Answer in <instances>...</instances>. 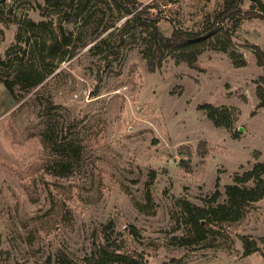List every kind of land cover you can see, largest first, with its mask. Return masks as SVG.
<instances>
[{
	"label": "rangeland",
	"instance_id": "rangeland-1",
	"mask_svg": "<svg viewBox=\"0 0 264 264\" xmlns=\"http://www.w3.org/2000/svg\"><path fill=\"white\" fill-rule=\"evenodd\" d=\"M0 1L8 19L0 18V77L32 70L31 81L16 84L18 101L0 84V264H57L60 252L87 264L105 244L111 261L121 253L149 264H264V197L240 219L215 224L201 243L183 245L176 221L178 198L209 206L219 189L222 202L237 173L264 162L257 95L264 68L254 49L264 50V18L255 2L244 0L248 17L227 51L206 49L195 67L171 57L151 72L141 53L144 27L121 42L126 17L108 5L76 25L65 55L43 62L47 31L25 26L17 39L20 24L53 20L58 30L61 11ZM159 1L167 35L200 30L224 3ZM232 52L247 64L236 66ZM204 103L227 110L232 128L217 127ZM244 235L257 247L250 254Z\"/></svg>",
	"mask_w": 264,
	"mask_h": 264
},
{
	"label": "trees",
	"instance_id": "trees-1",
	"mask_svg": "<svg viewBox=\"0 0 264 264\" xmlns=\"http://www.w3.org/2000/svg\"><path fill=\"white\" fill-rule=\"evenodd\" d=\"M34 1H36L40 9L55 7L54 9L61 11V21L57 26L58 30L55 29L53 20L37 22L33 19H28L20 24L17 39L22 37L21 33L25 26H27L28 31L33 33L39 28L47 31L48 39L46 37L47 34H41V36H44V40L41 42L38 55L43 62L47 58L65 55L68 47L73 45L78 38L76 25L78 23H83L84 25L91 23L92 17L99 10H102L100 3H103L112 10H116L120 19L126 17L123 24L119 26L121 42L124 41L126 35L138 37L140 35L137 31L138 26L144 27L141 53L151 72L162 69L165 62L171 57L176 62L186 63L190 67H195L199 55L206 49L227 51L232 44L233 34L240 27L242 20L248 17L247 12L242 9L244 0H224L220 10L205 16L200 30L174 27L171 35H167L160 27V21L165 16L159 0H152L146 4H143L140 0H43V3L39 0ZM178 1L180 0H170L171 3ZM0 3L5 4L6 1H0ZM253 5L254 8L259 10L260 17L264 18V2L257 0ZM12 10L10 8V11ZM3 14L4 12L2 11L0 18L8 21V19L3 17ZM40 32L42 33V31ZM102 40L105 41L106 39ZM25 43L30 44L31 38L28 37ZM254 49L257 63L264 68V50L258 45H255ZM236 55V52L231 53L235 65L245 66L247 60L243 55L240 54L238 59L234 58ZM31 75L32 70L19 68L13 76L0 77V83H3L10 91L12 98L18 101L19 96L16 84L31 81ZM40 80V78L35 79L32 84H36ZM257 95L260 99L258 107H264L263 86H258ZM200 107L206 111L208 117L213 120L217 127L232 128L231 120L224 113H227V110H222L210 103H204ZM148 196H150V190H148ZM220 196L221 192L217 189L210 198L209 206H201L189 199L178 198L177 204L180 208V214H177L176 221L180 225H184L185 233L181 236L183 245L203 242L208 238L210 232L213 231L215 224L240 219L246 214L252 203L264 197V162L257 161L251 169L246 170L242 174L237 173L233 183L226 185V199L221 202L219 201ZM132 231L137 233L135 228ZM250 237L249 235L242 236L245 254H250L257 248L253 244L255 241ZM112 251L113 249L111 250L108 244L102 245L99 248V253H94L86 259L87 264H149L147 261H143L141 256L128 258L121 253L116 254L118 255L116 261H111L108 256H110ZM57 264L71 263L68 257L60 252L57 257Z\"/></svg>",
	"mask_w": 264,
	"mask_h": 264
},
{
	"label": "water",
	"instance_id": "water-1",
	"mask_svg": "<svg viewBox=\"0 0 264 264\" xmlns=\"http://www.w3.org/2000/svg\"><path fill=\"white\" fill-rule=\"evenodd\" d=\"M251 1L256 2L257 0H251Z\"/></svg>",
	"mask_w": 264,
	"mask_h": 264
},
{
	"label": "crops",
	"instance_id": "crops-1",
	"mask_svg": "<svg viewBox=\"0 0 264 264\" xmlns=\"http://www.w3.org/2000/svg\"><path fill=\"white\" fill-rule=\"evenodd\" d=\"M1 84V83H0Z\"/></svg>",
	"mask_w": 264,
	"mask_h": 264
}]
</instances>
